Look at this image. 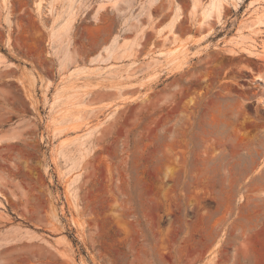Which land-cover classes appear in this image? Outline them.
<instances>
[{"label":"rangeland","instance_id":"rangeland-1","mask_svg":"<svg viewBox=\"0 0 264 264\" xmlns=\"http://www.w3.org/2000/svg\"><path fill=\"white\" fill-rule=\"evenodd\" d=\"M192 1L0 0V264H264V0Z\"/></svg>","mask_w":264,"mask_h":264},{"label":"bare ground","instance_id":"bare-ground-1","mask_svg":"<svg viewBox=\"0 0 264 264\" xmlns=\"http://www.w3.org/2000/svg\"><path fill=\"white\" fill-rule=\"evenodd\" d=\"M3 1H5V0H3ZM222 2H223V0H208V3L206 4V6H205V8L203 9V11H202V19H200V21H199V23H202V21H203V19L204 18H207L212 12H214L215 14H217V15H219L220 14V12H221V6H222ZM253 2H254V0H252L251 2H250V7H253L254 5H253ZM37 5H38V7H39V5H40V0H39V2L37 3ZM195 8H196V1L194 2V0L192 1V4H191V6H190V9H191V11H194L195 10ZM37 9H39V8H37ZM258 16V15H257ZM259 18L261 17V15L260 16H258ZM178 18V15L176 14L174 17H172V19L170 20V23H173L176 19ZM257 18V17H256ZM258 18V19H259ZM206 34V33H205ZM248 51H251L250 49H247ZM176 65V64H175ZM179 65V64H178ZM180 66V65H179Z\"/></svg>","mask_w":264,"mask_h":264}]
</instances>
